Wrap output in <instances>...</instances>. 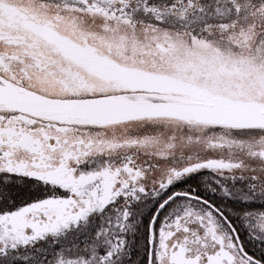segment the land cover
Here are the masks:
<instances>
[{"label": "snow or ice", "instance_id": "6c2138e0", "mask_svg": "<svg viewBox=\"0 0 264 264\" xmlns=\"http://www.w3.org/2000/svg\"><path fill=\"white\" fill-rule=\"evenodd\" d=\"M0 264H264V0H0Z\"/></svg>", "mask_w": 264, "mask_h": 264}, {"label": "flooded vegetation", "instance_id": "af4514ba", "mask_svg": "<svg viewBox=\"0 0 264 264\" xmlns=\"http://www.w3.org/2000/svg\"><path fill=\"white\" fill-rule=\"evenodd\" d=\"M250 252H257L256 248H253L251 245L248 246Z\"/></svg>", "mask_w": 264, "mask_h": 264}]
</instances>
